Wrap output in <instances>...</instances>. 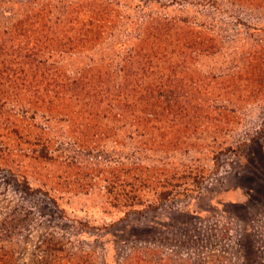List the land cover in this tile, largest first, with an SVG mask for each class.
<instances>
[{
	"label": "rangeland",
	"instance_id": "374dc122",
	"mask_svg": "<svg viewBox=\"0 0 264 264\" xmlns=\"http://www.w3.org/2000/svg\"><path fill=\"white\" fill-rule=\"evenodd\" d=\"M161 1L196 35L132 79L157 116L2 108L0 264H264V0Z\"/></svg>",
	"mask_w": 264,
	"mask_h": 264
},
{
	"label": "trees",
	"instance_id": "16d2710c",
	"mask_svg": "<svg viewBox=\"0 0 264 264\" xmlns=\"http://www.w3.org/2000/svg\"><path fill=\"white\" fill-rule=\"evenodd\" d=\"M157 6L161 0H0V112L10 102L38 111L48 100L78 102L91 117L157 116L171 104V85L143 88L132 79L196 35L187 20L157 13ZM129 7L135 20L117 13ZM65 57L82 65L67 68Z\"/></svg>",
	"mask_w": 264,
	"mask_h": 264
}]
</instances>
